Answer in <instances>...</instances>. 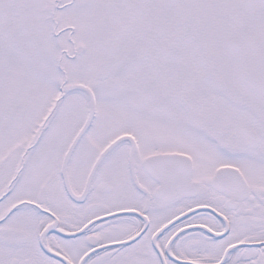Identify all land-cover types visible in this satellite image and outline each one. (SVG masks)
I'll return each mask as SVG.
<instances>
[{
  "label": "snow or ice",
  "instance_id": "obj_1",
  "mask_svg": "<svg viewBox=\"0 0 264 264\" xmlns=\"http://www.w3.org/2000/svg\"><path fill=\"white\" fill-rule=\"evenodd\" d=\"M0 264H264V0H0Z\"/></svg>",
  "mask_w": 264,
  "mask_h": 264
}]
</instances>
